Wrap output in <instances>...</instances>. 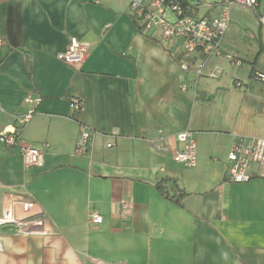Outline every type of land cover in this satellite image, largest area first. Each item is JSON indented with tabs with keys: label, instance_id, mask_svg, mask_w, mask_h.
Listing matches in <instances>:
<instances>
[{
	"label": "crops",
	"instance_id": "1",
	"mask_svg": "<svg viewBox=\"0 0 264 264\" xmlns=\"http://www.w3.org/2000/svg\"><path fill=\"white\" fill-rule=\"evenodd\" d=\"M245 27L230 18L221 40L242 66L212 58L204 72L217 67V78H196L158 32H139L128 0H0V133L17 130L44 158L26 167L0 142V217L19 201L13 213L33 231L1 227L0 264H264V167L226 180L234 140L264 138V83L252 77L264 73V33L258 25L251 44ZM72 37L90 46L80 70L56 59ZM82 127L92 139L77 156ZM184 131L193 168L172 158Z\"/></svg>",
	"mask_w": 264,
	"mask_h": 264
},
{
	"label": "built area",
	"instance_id": "2",
	"mask_svg": "<svg viewBox=\"0 0 264 264\" xmlns=\"http://www.w3.org/2000/svg\"><path fill=\"white\" fill-rule=\"evenodd\" d=\"M238 5L255 10L260 28L264 29V0H194L186 3L179 0H128V10L135 26L143 35L150 32H158L161 42L167 48L176 49L175 60L181 72H192L196 78L206 75L215 79L220 74L217 67L205 73L208 60L222 58L231 66L241 67L242 61L231 53L222 50L221 40L230 24V7ZM216 10L214 15L205 17L204 14ZM3 42L0 40V46ZM88 43L72 37L65 50L57 54L56 59L63 64L80 70L89 55ZM252 77L264 83V73L254 71ZM236 87L241 83L235 82ZM186 87L183 86L182 90ZM26 102L33 103L29 98ZM37 102V101H36ZM70 108L79 111L83 108L81 101L71 100ZM1 109V108H0ZM31 112L21 119V123L28 122ZM163 139V136H160ZM92 139V131L82 127L75 143L74 155L81 156L87 152ZM180 148L173 154V161L187 168H193L197 164V146L194 134L184 131L176 134ZM0 142L7 148L18 146L23 164L26 167H42L43 154L33 146L24 144L19 132L7 128L0 133ZM226 180L233 184H244L253 178L250 171L252 166L264 167V138H244L234 140L227 156ZM19 201H13L10 207L2 211L0 228L11 226L15 228L17 235L31 234L28 229L31 221L18 220L13 208L20 205ZM131 202L121 204L122 209L130 207ZM89 223L100 225L102 216L96 211L89 212ZM41 222L35 219L33 222ZM3 245L0 239V253ZM92 264H106L102 260L89 258Z\"/></svg>",
	"mask_w": 264,
	"mask_h": 264
},
{
	"label": "rangeland",
	"instance_id": "3",
	"mask_svg": "<svg viewBox=\"0 0 264 264\" xmlns=\"http://www.w3.org/2000/svg\"><path fill=\"white\" fill-rule=\"evenodd\" d=\"M187 1H194V0H187ZM238 10L241 12L239 13L238 10H233L234 7H232V9L230 10V18L234 19V20H241L244 22V24L246 25V30H242V34L246 35L247 38L249 39L248 42H250L251 44L253 43H257V35H259L258 33V21H257V15L255 10L246 8V7H238ZM236 18V19H235ZM263 30V31H262ZM261 30V33H264V29ZM12 230L15 231V228H13Z\"/></svg>",
	"mask_w": 264,
	"mask_h": 264
},
{
	"label": "trees",
	"instance_id": "4",
	"mask_svg": "<svg viewBox=\"0 0 264 264\" xmlns=\"http://www.w3.org/2000/svg\"><path fill=\"white\" fill-rule=\"evenodd\" d=\"M179 1H182L183 3L185 2L186 3V0H179ZM157 189L160 191V193H163L164 192V190H163V188L160 186H158L157 187ZM178 194H176V202L177 203H180L181 201H182V199H183V196L185 195L184 193H183V191L182 190H179L178 189Z\"/></svg>",
	"mask_w": 264,
	"mask_h": 264
}]
</instances>
